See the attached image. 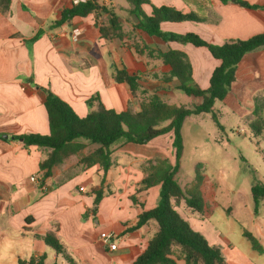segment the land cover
I'll return each mask as SVG.
<instances>
[{
	"label": "crops",
	"instance_id": "0c3cea01",
	"mask_svg": "<svg viewBox=\"0 0 264 264\" xmlns=\"http://www.w3.org/2000/svg\"><path fill=\"white\" fill-rule=\"evenodd\" d=\"M98 1L121 16L124 42L136 41L155 51L184 52L192 66L194 81L202 89L209 88L212 73L220 61L207 48L152 38L135 28L137 21L130 14V7H124L117 0ZM149 1L158 7L168 6L185 14H195L200 19L163 22L161 29L164 32L195 33L213 44L264 33V8H245L236 0L226 3L221 0ZM243 1L264 6V0ZM74 3L75 0H11L9 10L6 13L0 11L1 264H18L19 258L42 255L46 256V264H70L37 237L47 233H54L78 264H132L158 230L151 222L153 220L140 229L132 230V227L140 213L152 209L158 201L160 186L141 190V183L150 165L165 159L164 152L169 150L163 146V141L155 140L166 137L172 147L170 134L143 146L125 144L116 150L112 147V167L105 177L98 165L83 168L78 164L82 157L97 148V145H88L78 157L73 156L56 166L53 176L43 183L40 163L50 150L26 147L21 140L15 139V136L25 134L50 133L43 89L67 102L80 117L89 113L86 101L95 94H99L107 109L116 112L128 107L139 111L140 101L152 93L175 104L170 101L176 97L178 83L163 80L170 67L157 56L136 54L118 38H103L94 14L75 17L68 24L55 26L62 11ZM143 10L150 15L152 7L145 4ZM99 22L107 23L108 16L102 15ZM75 29L81 32L77 41L73 37ZM38 31H42V35L31 41ZM116 68H126L130 74L139 75L137 98L132 96L126 83L115 81ZM256 97L264 100V48L245 55L238 64L230 92L223 101L215 103L214 110L218 116L230 114L248 119L253 113ZM200 102L198 98L196 104ZM83 180L91 183L92 188L84 185ZM43 186L47 191H42ZM80 187L84 190L80 191ZM99 187L107 192L104 191L98 212L94 214L91 212L95 199L93 189ZM116 187L123 190L116 193L112 189ZM109 196H114L112 212L102 213ZM139 198L141 203L137 202ZM118 209H125L124 213H113ZM182 215L189 220L188 216ZM196 224L192 226L200 227ZM104 231L116 234V249L102 243L100 234ZM49 259L53 262L48 263ZM175 259L176 264H185L182 258ZM240 261L239 264L250 263L249 260ZM228 262L235 264L237 260Z\"/></svg>",
	"mask_w": 264,
	"mask_h": 264
},
{
	"label": "trees",
	"instance_id": "16d2710c",
	"mask_svg": "<svg viewBox=\"0 0 264 264\" xmlns=\"http://www.w3.org/2000/svg\"><path fill=\"white\" fill-rule=\"evenodd\" d=\"M221 1L226 3L229 0ZM128 2L130 3L129 12L137 21L136 29L166 43L178 42L205 47L216 60L220 61V65L212 73L209 88L202 89L194 81L192 66L184 52L172 49L161 52L136 41L124 42L125 33L121 16L112 7L98 0L81 1L63 10L61 19L55 23V26L68 24L75 17H87L94 14L96 26L100 29L103 38H118L138 55L157 56L163 64L170 67V71L163 75L164 82L177 81L176 90L199 98L201 102L188 108L167 103L157 93H152L140 101L139 111L128 107L125 111L116 112L107 109L102 104L99 94H95L86 101L89 113L85 117H80L67 102L50 90L43 89L50 133L48 135L25 134L15 136V139L21 140L26 147L37 146L50 150L46 159L40 163L41 183H43L53 176V169L56 166L78 155L88 145H97V148L82 157L78 164L83 168L99 165L105 177L112 167V147L115 144L143 146L161 136L170 134L173 140L175 162L159 159L156 164L150 165L148 174L142 180L141 190L159 185V199L155 207L140 213L136 225L132 227V230H137L153 220L157 223L158 230L150 239L147 248L132 264H176L175 257L182 258L185 264H230L222 248L210 243L178 210L185 203L193 211L204 214L199 196L184 191L176 179L183 154L182 129L190 116L201 114H211L217 126L223 129L214 105L217 101H223L230 92L236 80L238 64L245 55L264 48V33L248 39H235L223 44H213L195 33L177 34L164 32L161 29L163 22L200 21L195 14H185L168 6L158 7L151 4L149 0H128ZM10 3L11 0H0V11L6 13ZM236 3L250 9L264 8V6L252 5L243 0H236ZM145 4L152 7L150 15L143 10ZM104 14L108 16V22L100 23V17ZM41 35L42 31H38L31 41L37 40ZM113 75L117 83H126L130 87L134 98L138 97L139 75L130 74L126 68H116ZM257 99L256 97L255 100ZM253 114L255 119L252 120L251 128L255 133L260 134L262 128L259 126L258 117L261 114L258 113L257 106ZM93 194L95 199L91 212L95 214L104 196V188L93 189ZM252 196L258 208L259 202L264 200V184L253 186ZM244 236L251 242L254 250L263 251L255 236L247 231L244 232ZM37 237L41 238L58 255H62L70 264H78L66 252L54 233H47L44 236L37 235ZM175 253H178V256ZM45 260V255L31 256L30 258H19L18 264H46Z\"/></svg>",
	"mask_w": 264,
	"mask_h": 264
},
{
	"label": "rangeland",
	"instance_id": "374dc122",
	"mask_svg": "<svg viewBox=\"0 0 264 264\" xmlns=\"http://www.w3.org/2000/svg\"><path fill=\"white\" fill-rule=\"evenodd\" d=\"M117 1L124 7H130L128 0ZM175 95L170 102L177 105L191 108L197 103V99L181 90H176ZM257 98V101L254 99L252 112L257 106L261 114L258 117L262 128L260 134L251 128L250 119H255L253 113L248 119L230 114L219 116L224 127L222 130L211 114L193 115L185 121L182 129L183 154L176 179L184 191L199 196L204 214L193 211L185 203L178 210L188 216L194 226L198 222L196 225L200 227L194 228L211 243L221 244L227 260L235 262L236 259L235 264L242 263L241 259L249 260V264H264V200L256 208L252 196V187L264 184V100ZM240 129L244 132H239ZM155 141H163V146L169 149L164 152V157L174 163V149L166 137ZM123 145L117 143L113 149ZM83 182L89 189L92 188L91 183ZM112 189L116 193L123 190L118 187ZM113 190L112 195L115 194ZM113 197L105 200L102 213L112 212ZM137 202L141 203L140 198ZM124 210H113V213H124ZM151 222L157 225L155 221ZM245 231L259 240L262 252L252 248L251 242L244 236ZM175 254L178 256V253ZM52 262V259L48 260V263Z\"/></svg>",
	"mask_w": 264,
	"mask_h": 264
},
{
	"label": "built area",
	"instance_id": "2783aa9c",
	"mask_svg": "<svg viewBox=\"0 0 264 264\" xmlns=\"http://www.w3.org/2000/svg\"><path fill=\"white\" fill-rule=\"evenodd\" d=\"M81 1H85V0H75V3L74 4H78L79 2ZM81 35V32L78 30V29H75L73 31V37H74V40L77 41L78 38L80 37ZM241 133L244 132V129H240ZM34 181H37L36 178H33ZM84 190V187H80V191H83ZM42 191H47V187L46 186H43L42 187ZM100 238H101V241L104 245L108 246L110 249H116L117 248V236L114 232H108V231H104L100 234Z\"/></svg>",
	"mask_w": 264,
	"mask_h": 264
},
{
	"label": "water",
	"instance_id": "95a60500",
	"mask_svg": "<svg viewBox=\"0 0 264 264\" xmlns=\"http://www.w3.org/2000/svg\"><path fill=\"white\" fill-rule=\"evenodd\" d=\"M6 137V136H5ZM7 138V137H6Z\"/></svg>",
	"mask_w": 264,
	"mask_h": 264
}]
</instances>
